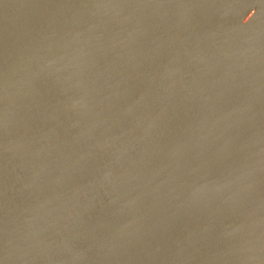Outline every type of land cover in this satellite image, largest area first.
Masks as SVG:
<instances>
[{
  "label": "water",
  "instance_id": "water-1",
  "mask_svg": "<svg viewBox=\"0 0 264 264\" xmlns=\"http://www.w3.org/2000/svg\"><path fill=\"white\" fill-rule=\"evenodd\" d=\"M0 264H264V0H0Z\"/></svg>",
  "mask_w": 264,
  "mask_h": 264
}]
</instances>
